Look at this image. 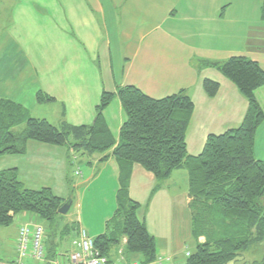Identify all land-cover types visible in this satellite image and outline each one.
<instances>
[{
	"label": "crops",
	"instance_id": "1",
	"mask_svg": "<svg viewBox=\"0 0 264 264\" xmlns=\"http://www.w3.org/2000/svg\"><path fill=\"white\" fill-rule=\"evenodd\" d=\"M11 1L12 20L0 26V98L34 108L41 90L55 98L51 102L54 109L60 108L54 118L57 124L62 120L75 125L93 122L102 91L115 92L118 86L133 85L152 98L184 89L193 102L186 149L188 154L197 155L208 134L237 127L247 109V101L236 86L200 61H224L241 55L257 61L264 70V21L259 0ZM0 2L4 5L6 0ZM205 78L219 83L215 96L203 90ZM255 94L264 110V86ZM111 105L115 122L109 115ZM102 113L117 141L124 113L116 95ZM253 152L255 158L264 160V120L255 131ZM17 156L22 158V165L15 168L23 184L24 177L43 175L39 166L45 159L54 170L48 187L64 202L70 201L67 213L62 214L64 226L69 228L55 232L53 241L47 243L49 257L69 250L81 228L91 237L106 231L119 188V165L111 150L74 154L64 146L30 140L25 153ZM108 179L114 182L105 210L97 217L83 214L89 192L100 189ZM155 184L153 173L133 165L129 196L140 203L137 216L153 235L157 256L184 258L186 252H176L183 241L192 238L187 172L173 171L152 191ZM63 187L70 193L61 192ZM14 219L16 229L39 222L29 213ZM183 227L189 238L181 236ZM16 231L10 244L3 249L0 246V261L16 256ZM63 234L71 237L69 246L57 249ZM125 241L123 238L112 258L108 256L111 264L140 262V254L125 253Z\"/></svg>",
	"mask_w": 264,
	"mask_h": 264
},
{
	"label": "trees",
	"instance_id": "2",
	"mask_svg": "<svg viewBox=\"0 0 264 264\" xmlns=\"http://www.w3.org/2000/svg\"><path fill=\"white\" fill-rule=\"evenodd\" d=\"M259 1L264 20V0ZM200 62L231 81L247 101V109L237 127L208 134L197 155L188 154L186 149L193 102L184 89L152 98L133 85H125L118 86L115 92L102 91L94 120L89 124L62 120L55 126L45 118L31 117L22 104L0 98V157L24 154L30 140L64 146L74 154L111 150L119 165L116 208L106 231L93 237L94 244L108 258L110 249L125 238V253L140 254V264L153 263L157 254L153 235L137 216L140 203L129 196L132 167L139 164L153 173L156 184L152 191L173 171L184 169L191 198L190 233L195 246L178 260L179 264H264V254L255 261H247L243 255L264 242V160L255 158L253 152L255 131L264 120V110L255 94L264 86V70L257 61L241 55ZM202 87L212 97L219 83L205 78ZM114 95L124 113L117 141L102 113ZM36 97L39 103L55 101L41 90ZM22 123L25 128L14 132L13 128ZM63 202L50 187H24L15 167L0 169V225H10L20 213L54 221L61 215L58 209ZM46 234L45 246L53 241L55 231Z\"/></svg>",
	"mask_w": 264,
	"mask_h": 264
},
{
	"label": "rangeland",
	"instance_id": "3",
	"mask_svg": "<svg viewBox=\"0 0 264 264\" xmlns=\"http://www.w3.org/2000/svg\"><path fill=\"white\" fill-rule=\"evenodd\" d=\"M247 5L248 4H246V6ZM13 6H14V2L11 0H6L4 5L2 2H0V26L7 25L9 22H11L12 16H13V14H12ZM54 107H55V104H53L51 102H45V103H39V104L35 103L34 108L29 107L28 111H29V114L31 117L45 118L46 120H48L53 125L58 126L59 124H57V122L55 121L54 118L56 117V115H58L56 113H57V110L59 111L60 108L58 106V107H56V109H54ZM94 112H95V109H94ZM114 113H115L114 107H113V105H111L109 107V115H110L112 122H115ZM24 128H25V125H24V123H22L18 126H15L13 128V131L14 132H21ZM35 142H37V141H35ZM37 143H39V142H37ZM42 144H44V143H42ZM35 145H36V143H35ZM45 145H49V144H45ZM50 146H56V145H50ZM60 147H62V146H60ZM21 159L22 158L20 156H17V155L1 156L0 157V169H6V168L13 167V166L15 167V166H18L20 164L22 165ZM49 168H50V164L48 165V162H46L45 159H42V163H40V166H39V171L43 175L40 176V175L35 173L32 178L28 177V176L24 177V179H23L24 180V187L32 188V189H38L41 187L51 186L52 183H50V182H52L51 177L54 175V173H53L54 170L52 171ZM113 182H114V180L112 181V180L108 179L107 183L104 186L98 187L100 189H96V191H91V193L89 192L86 200L84 201L83 214L85 213L87 216L89 215V217H97L105 210V208L107 207V202L109 201V198H111V194H112L111 190L113 188ZM184 185H185V183H184ZM55 190H56V192H60L57 189L56 185H55ZM66 191H67V193H70V191L66 187H63L61 192H66ZM71 194L74 196L75 191L72 192ZM62 216L63 215H60L54 221H47V220H43V221L38 220V221L43 225V227L45 228V230L48 233H51V231L61 232V229H63V227H64V219ZM179 223H181V220ZM16 225H17L16 219H14L13 222L8 226L0 225V246H1V249L6 247L8 244H10V242L14 236V233L17 230ZM178 229H179V227H178ZM180 229H181V226H180ZM181 236L188 237V238L190 237L189 232L185 229V227H183V231L181 232ZM70 238L71 237L67 236L66 234H63L62 235V241L60 243L56 244L55 247L57 249L67 248L69 246L68 242L71 240ZM194 246H195V240H193V238L185 240L182 242L181 247L179 248V251H177L176 253L178 255H181V253H182V255H183L185 252H192L194 250ZM116 249H117V246H113L110 249L107 256L112 258L113 253H116ZM263 254H264V242L259 243L258 245H255L250 250L245 251L243 255L245 256V260L255 261V260H259L263 256ZM178 257L179 256H177L174 259L179 260V261L181 259H183V258H178Z\"/></svg>",
	"mask_w": 264,
	"mask_h": 264
},
{
	"label": "built area",
	"instance_id": "4",
	"mask_svg": "<svg viewBox=\"0 0 264 264\" xmlns=\"http://www.w3.org/2000/svg\"><path fill=\"white\" fill-rule=\"evenodd\" d=\"M44 236L45 228L39 222L19 225L15 240L16 256L9 261H0V264H111L95 246L93 237L82 228L71 242V248L54 257L47 256ZM116 264H140V262ZM153 264H179V261L170 255L161 254L156 257Z\"/></svg>",
	"mask_w": 264,
	"mask_h": 264
},
{
	"label": "water",
	"instance_id": "5",
	"mask_svg": "<svg viewBox=\"0 0 264 264\" xmlns=\"http://www.w3.org/2000/svg\"><path fill=\"white\" fill-rule=\"evenodd\" d=\"M69 207H70V201L68 200V201H66V202H64L61 206H60V208L58 209V214H66L67 213V211H68V209H69Z\"/></svg>",
	"mask_w": 264,
	"mask_h": 264
}]
</instances>
